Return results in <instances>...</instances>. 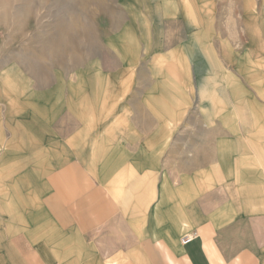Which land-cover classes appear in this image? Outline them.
<instances>
[{
    "label": "crops",
    "instance_id": "1",
    "mask_svg": "<svg viewBox=\"0 0 264 264\" xmlns=\"http://www.w3.org/2000/svg\"><path fill=\"white\" fill-rule=\"evenodd\" d=\"M179 44L148 66L90 74L77 118L53 114L64 161L37 214H0V264H264V165H249L231 131L226 156L188 154L180 127L199 50Z\"/></svg>",
    "mask_w": 264,
    "mask_h": 264
},
{
    "label": "rangeland",
    "instance_id": "2",
    "mask_svg": "<svg viewBox=\"0 0 264 264\" xmlns=\"http://www.w3.org/2000/svg\"><path fill=\"white\" fill-rule=\"evenodd\" d=\"M182 43L199 50L180 127L188 154L226 156L231 131L262 167L264 139L252 136L264 132V0H0V214L38 213L42 183L64 161L53 114L77 118L72 99L93 90L90 74L148 66Z\"/></svg>",
    "mask_w": 264,
    "mask_h": 264
}]
</instances>
